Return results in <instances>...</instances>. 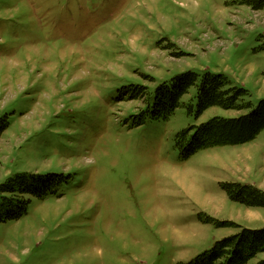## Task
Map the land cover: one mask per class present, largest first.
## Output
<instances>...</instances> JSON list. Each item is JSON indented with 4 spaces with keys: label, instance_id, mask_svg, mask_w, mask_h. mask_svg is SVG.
<instances>
[{
    "label": "rangeland",
    "instance_id": "1",
    "mask_svg": "<svg viewBox=\"0 0 264 264\" xmlns=\"http://www.w3.org/2000/svg\"><path fill=\"white\" fill-rule=\"evenodd\" d=\"M188 71L224 75L247 91L240 104L256 107L264 8L0 0V119L10 124L0 136V185L23 172L69 178L44 199L25 195L28 213L0 223V264H190L242 228H264V208L234 202L221 187L264 191V130L187 159L176 143L186 128L249 109L213 106L197 117L193 86L170 118L142 123L156 88Z\"/></svg>",
    "mask_w": 264,
    "mask_h": 264
},
{
    "label": "trees",
    "instance_id": "2",
    "mask_svg": "<svg viewBox=\"0 0 264 264\" xmlns=\"http://www.w3.org/2000/svg\"><path fill=\"white\" fill-rule=\"evenodd\" d=\"M256 9L264 8V0H247ZM197 86L196 115L200 117L208 108L218 106L226 110L250 112L238 118L215 117L208 122L194 125L180 131L176 136L177 147L183 158H190L198 151L222 145H237L254 140L264 130V99L256 107L251 103L240 104V98L247 94L242 88L229 86L228 79L221 74L205 73L202 78L192 71L181 73L156 88L153 103L148 105L142 123L150 119H168L182 105V98L189 89ZM190 112L193 106H190ZM9 121L0 119V136L9 127ZM69 178L62 174L18 173L0 185V223L17 220L28 213L29 200L25 195L44 199L56 191L57 186ZM221 187L228 197L248 207L264 208V191L251 184L222 182ZM21 198H20V196ZM205 222H215L219 227L236 226L234 223L219 222L206 218ZM260 253H264V228L242 230L233 236L215 242L190 264H264V259L253 263Z\"/></svg>",
    "mask_w": 264,
    "mask_h": 264
}]
</instances>
